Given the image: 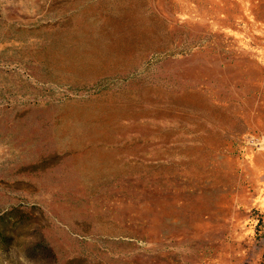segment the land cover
I'll list each match as a JSON object with an SVG mask.
<instances>
[{
    "label": "rangeland",
    "instance_id": "1",
    "mask_svg": "<svg viewBox=\"0 0 264 264\" xmlns=\"http://www.w3.org/2000/svg\"><path fill=\"white\" fill-rule=\"evenodd\" d=\"M0 264H264V0H0Z\"/></svg>",
    "mask_w": 264,
    "mask_h": 264
}]
</instances>
